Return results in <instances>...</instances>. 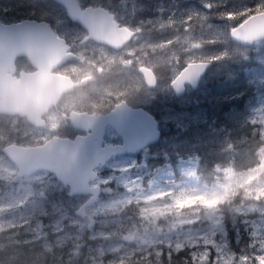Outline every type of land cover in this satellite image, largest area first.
<instances>
[{
    "label": "rangeland",
    "instance_id": "obj_1",
    "mask_svg": "<svg viewBox=\"0 0 264 264\" xmlns=\"http://www.w3.org/2000/svg\"><path fill=\"white\" fill-rule=\"evenodd\" d=\"M112 1L117 3V17H129L135 23L128 24L137 30L135 38L118 51L89 41L65 69L80 80L120 63L130 68L123 71L126 78L104 85L94 78L86 87L70 92L59 110L46 115L43 127L14 119L23 123L16 129L21 139L14 140L37 144L55 133L73 134L75 129L63 112L108 109L126 94L131 78L144 83L134 67L146 64L159 68L160 82L141 93L146 92L147 103L160 102L162 129L176 135L161 136L157 142L166 148L165 158H171L169 149L184 148V132L197 125L199 131L210 130L205 133L206 141L216 136L231 141V136L244 135L240 130L247 124L254 134L259 131L264 141V38L234 46L246 63L243 70L250 75L246 80L237 81V73L228 65L223 69L217 65L196 92L189 88L178 98L169 79L183 63L207 54L200 36L173 33L154 39L145 34L153 27L162 34L164 24L171 27L176 0H155L150 12L154 16L144 20L136 18L137 1ZM81 2L97 6L103 0ZM42 8L43 16L54 19L60 35L75 42L86 35L80 25L68 21L64 11H53L48 5ZM147 25L151 27L144 31ZM222 93H231V97L238 94L242 101L228 104L224 123L217 117L213 122L212 99ZM178 129L180 133H176ZM152 148L115 156L97 168L95 183L101 184L103 191L88 207L95 218L90 228L89 219L76 213L87 197L71 195L69 189L65 192L62 182L47 170L19 176L15 163L0 155V264H132L138 259L174 264L172 255L179 250L189 255L187 264H232L236 258L238 264H252L253 258L256 264H264V142L258 149L257 165L245 170L219 168L214 183L203 179L198 157L180 154L178 168L170 163L154 166ZM240 231L244 233L242 240ZM229 234L234 237L226 238ZM231 242H244V252L229 248ZM212 246L217 254L213 258Z\"/></svg>",
    "mask_w": 264,
    "mask_h": 264
},
{
    "label": "water",
    "instance_id": "obj_2",
    "mask_svg": "<svg viewBox=\"0 0 264 264\" xmlns=\"http://www.w3.org/2000/svg\"><path fill=\"white\" fill-rule=\"evenodd\" d=\"M67 10L69 19L87 31L83 42L94 40L115 49H123L136 36V30L121 24L115 13L103 5H83L81 0H56ZM235 42L251 45L264 38V10L254 12L231 28ZM76 56L67 38L60 35L47 19L23 18L5 21L0 17V113L19 115L37 127L47 124L46 115L58 106L62 96L83 85L87 78L76 81L71 75L56 71ZM26 57L33 70H21L17 60ZM212 68V60L187 62L170 85L177 97L188 87L196 88ZM146 83L154 87L158 78L146 65L140 67ZM74 128L86 131L75 137L54 134L37 144L11 142L3 151L25 176L47 170L70 188V194L90 195L78 208L80 216H88L87 208L102 194L94 183L98 166L106 165L112 156L139 153L145 146L159 142L160 122L143 107H132L127 101L117 102L108 112L72 109L68 115ZM111 124L122 143H104L105 131ZM90 218L89 227L94 224Z\"/></svg>",
    "mask_w": 264,
    "mask_h": 264
},
{
    "label": "trees",
    "instance_id": "obj_3",
    "mask_svg": "<svg viewBox=\"0 0 264 264\" xmlns=\"http://www.w3.org/2000/svg\"><path fill=\"white\" fill-rule=\"evenodd\" d=\"M42 1L43 0H0V17L5 21H15L29 17L47 19L50 21L46 15L43 16L44 8L42 7L48 5L53 11H64L65 17L68 18L66 9L61 3L56 0ZM119 1L120 0H117V2ZM131 1H137L139 3L136 13L137 19L144 20L154 16L150 12L153 10V3L155 0H128L127 2ZM110 2L113 1L103 0L102 5L108 7L115 13L114 8H116L117 3L112 4ZM261 10H264V0H176L175 12L171 16V27H166L164 24L162 34L154 27L152 30L146 31L145 29L150 25L144 26L143 29L146 31L145 34L154 39H159L163 36H171L173 33H178L177 35L191 33L200 36L198 38L203 45L202 49L207 53L200 59L212 60V68L218 65L223 69L225 65H228L237 73V81H242L246 80L250 75L246 74L243 70L246 63L242 61V55L237 53L234 49L237 43L231 39L230 30L248 15ZM200 19L203 20L200 21ZM68 21L74 23L70 19ZM51 22L54 23L52 17ZM123 22L132 25L135 24L130 21L129 17L124 18ZM81 28L85 30L84 27L81 26ZM75 41L76 40H71V42L76 43ZM20 62L23 67H27L26 59ZM184 65L183 63L182 67ZM126 69L130 71V68L118 64L111 72L106 71L104 74L96 73L94 77L98 82L104 80L103 78L105 76H113L112 80L115 81H123L127 76V74L123 72ZM135 71L138 74L137 68ZM156 72H159V68ZM208 74L206 76H208ZM105 83H109V81H105L101 84L104 85ZM239 96L240 95L236 94L233 97ZM228 97L229 94L222 93L220 96H216L212 99V118L215 116L217 120L222 121V123L225 122L226 114H228V104L230 102H236L235 100L227 101ZM14 119L25 120V118L19 115L0 113V155L5 159H8V157L3 151L4 146L12 141L21 143L14 139L19 138L16 134L21 135L20 131L16 129L22 127L23 123H18L14 121ZM251 128L250 124H247V126H244L240 130L243 132V130L246 129L244 131L245 134L243 136L241 134L231 136V141L228 139L223 141V139H218L217 136L214 137L212 141H206L205 133L210 132V130L197 133L196 127H191L184 132V140L187 142L184 148L175 150L169 149V153L171 154L170 159L164 157V154L167 153L164 146L160 143L153 144L152 149L154 153L152 154H155V158H152L151 161L154 162V166H166L170 163L174 168H178V157L180 154H185L186 156L189 154L198 157L200 162L199 171L203 179L214 183L219 174V168L231 166L236 170H245L259 163L258 149L264 141H262V136L259 134V131L254 134L250 131ZM162 133V137L167 136V138L170 137V135H175L173 133H166L165 131ZM176 133H180V129H178ZM54 178L56 179V177ZM68 189L69 188L66 187L65 192H67ZM243 235V231H240V240L243 239ZM233 237L232 234L226 236L228 239H232ZM188 256L186 250L175 252L172 255L173 263L180 264L184 262L187 264L189 262L187 259ZM144 261L145 259H138L137 263L135 262L132 264H149V262L145 263ZM150 263L154 264L152 262Z\"/></svg>",
    "mask_w": 264,
    "mask_h": 264
},
{
    "label": "flooded vegetation",
    "instance_id": "obj_4",
    "mask_svg": "<svg viewBox=\"0 0 264 264\" xmlns=\"http://www.w3.org/2000/svg\"><path fill=\"white\" fill-rule=\"evenodd\" d=\"M66 9V8H65ZM66 12H67V10H66ZM68 15V14H67ZM115 15H116V13H115ZM116 17H117V15H116ZM117 20L121 23V24H124V25H128L127 23H125V22H123V19H120L119 17H117ZM79 24V23H78ZM53 25H54V23H53ZM128 26H130V25H128ZM131 28H133L132 26H130ZM133 29H135V28H133ZM136 30V29H135ZM137 31V30H136ZM86 34H87V31H86ZM136 34H137V32H136ZM85 37V36H84ZM83 37V38H84ZM67 38V37H66ZM83 38H82V40H80L79 42H76V43H74V42H71V40L69 39V38H67V40H68V42L72 45V49H73V51H75V53H76V55L80 52V50L85 46V43H87V42H89V41H94V40H89V41H87V42H83ZM70 40V41H69ZM94 42H96V41H94ZM235 42V41H234ZM96 43H98V44H101V45H103V46H105V47H107V48H109V49H111V50H114V51H118V49H115V48H113V47H111V46H109V45H107V44H104V43H99V42H96ZM235 43H240V42H235ZM242 45L244 44V43H241ZM119 50H121V49H119ZM240 54V53H239ZM241 55V54H240ZM76 57V56H75ZM75 57H73V58H71V59H69L67 62H65L62 66H60L59 68H57L56 69V71H59V72H62V73H65V74H69V75H71L76 81H80V80H82L83 78H87L88 77V80L83 84V85H81V86H78V87H76L74 90H76L77 88H83V87H86V85L88 84V82H91L95 77H93L92 75H87V76H83L80 80H79V78H77V77H75L74 75H72V73H71V71H69V70H66L65 69V67H67V64L72 60V59H74ZM241 58H242V61L244 62V59H243V56H241ZM19 59V58H18ZM27 60V67H23L22 66V63L20 62L21 60ZM198 60V59H197ZM118 64H120V63H118ZM118 64H116L115 66H113L111 69H109V70H103V71H98V73H100V74H104L106 71H108V72H111ZM17 65H18V71H17V74H19L20 73V71L21 70H24V69H26V70H33L34 69V67L31 65V63H30V61L26 58V57H21L20 59H19V64H18V60H17ZM143 65H146V64H143ZM143 65H141V66H143ZM124 66V65H123ZM140 66V67H141ZM146 66H149V65H146ZM149 67H151V66H149ZM152 68V67H151ZM153 70H154V72H155V74H156V76H157V78H158V75L160 74V71L157 73L156 72V70L157 69H155V68H152ZM134 71H135V67H134ZM136 72V71H135ZM131 73V72H130ZM138 74L139 75H141V76H143V78H144V75L140 72V68H138ZM112 78H113V76H111V77H107V76H105L103 79L104 80H101L100 81V83H103V82H105V81H111L112 80ZM174 78V77H173ZM173 78H171V80L169 81L170 83H171V81H172V79ZM206 78V76L203 78V80L201 81V83L196 87V88H192V87H188L187 88V91H188V89L189 88H191V89H193L195 92H196V89L197 88H199L202 84H203V81H204V79ZM95 80H96V78H95ZM160 82V78H158V83ZM141 82H136L135 80H132V78H131V81H130V86H129V88L127 89V92H126V94L125 95H123L122 97L123 98H120V100H118V101H115L114 102V104L111 106V107H109L108 109H106L105 107H100V108H97V109H94V110H92L91 108H88V109H81V110H84V111H89V112H108V111H110L112 108H114L115 106H116V104H117V102H120V101H122V100H125V101H127L132 107H143V108H146V109H148L151 113H153L155 116H156V118L159 120V122H160V129H161V132H163V129H162V114L164 113L163 111H162V106L161 105H159V103L158 104H155V103H152V102H146V98H145V94H146V92H144V93H141V90L142 89H148V87L149 88H153V87H151V86H149L147 83H146V81H145V78H144V83L142 82V84H140ZM157 83V84H158ZM105 84H108V83H105ZM139 85V86H138ZM147 87V88H146ZM155 87V86H154ZM73 90V91H74ZM187 91H186V93H187ZM175 93V92H174ZM185 93V94H186ZM69 93H66V94H64L63 96H62V98H61V100L59 101V103H58V106L56 107V108H52L51 110H50V114H51V111H55V110H59L60 109V104L62 103V101L67 97V95H68ZM184 94V95H185ZM183 95V96H184ZM232 96V94L231 93H229V97H228V99H227V101H232V100H235L236 102H238V103H240L241 101H242V97L241 96H239V97H231ZM177 97V96H176ZM178 98H180V97H178ZM211 102V101H210ZM211 105V104H210ZM63 115L64 116H66V117H68V115H69V113L67 114L66 112H63ZM47 117V116H46ZM69 118V117H68ZM26 119V118H25ZM210 119H212V115H210ZM27 120V119H26ZM213 120H216V118H215V116H213V119H212V121ZM226 120V119H225ZM69 121H70V119H69ZM71 122V121H70ZM214 122V121H213ZM72 124V123H71ZM75 130H74V133L73 134H69V133H61V134H59V135H63V136H70V137H75L76 135H78V134H86L87 132L86 131H82V130H79V129H76V128H74ZM199 125H197V127H196V132L198 133V132H200L199 131ZM246 129H244L243 130V133H244V131H245ZM55 134H58V133H55ZM163 134V133H162ZM245 134V133H244ZM112 143V144H115V143H122L123 142V137L121 136V135H119L118 134V132L115 130V128H114V126H112L111 124H109L108 126H107V128H106V131H105V141H104V143ZM153 144H151V145H148V146H145V147H143L142 149H141V151L138 153V154H140L141 152H143V151H145L147 148H149V147H151ZM127 154H129V155H134V154H137V153H124V154H117V155H114V156H112V158L113 157H115V156H118V155H127ZM111 158V159H112ZM110 161V160H109ZM108 161V162H109ZM107 162V163H108ZM101 166V165H100ZM99 167V166H98ZM95 183V182H94ZM72 195V194H71ZM79 195V194H78ZM81 195V194H80ZM85 197H87L86 198V200L90 197V195H84ZM85 200V201H86ZM84 201V202H85ZM84 202H82V204L84 203ZM81 204V205H82ZM80 205V206H81ZM78 210V209H77ZM77 210H76V213H77ZM87 211H88V208H87ZM78 214V213H77ZM89 214V213H88ZM79 215V214H78ZM80 216V215H79ZM82 217H87L88 219H89V221H90V218H94V217H91L90 216V214L88 215V216H82ZM95 219V218H94ZM94 223H95V220H94ZM89 227V226H88ZM90 228V227H89ZM231 245V246H230ZM230 245H229V248H233V249H235L236 251H240V252H244V248H245V243L244 242H238L237 244L236 243H234V242H231L230 243ZM179 251H183V250H179ZM178 251V252H179ZM214 255H217L215 252H214V247L212 246V258H213V256ZM252 264H256V259H252ZM149 264H151L150 262H149ZM232 264H238V259L236 258V259H234V261H233V263Z\"/></svg>",
    "mask_w": 264,
    "mask_h": 264
}]
</instances>
